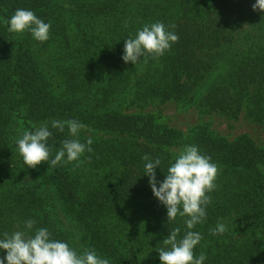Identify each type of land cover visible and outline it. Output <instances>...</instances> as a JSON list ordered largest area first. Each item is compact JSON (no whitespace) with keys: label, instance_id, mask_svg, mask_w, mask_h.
Returning <instances> with one entry per match:
<instances>
[{"label":"trees","instance_id":"1","mask_svg":"<svg viewBox=\"0 0 264 264\" xmlns=\"http://www.w3.org/2000/svg\"><path fill=\"white\" fill-rule=\"evenodd\" d=\"M257 0H0V239L47 228L78 253L94 250L109 264H161L170 231H189L153 194L143 157L161 164L159 182L185 145L218 166L206 218L191 231L202 240L204 264H264V147L247 135L233 140L208 123L187 132L150 111L169 101L231 119L245 115L264 128V12ZM17 9L51 25L49 39L17 34L6 23ZM156 22L178 35L158 60H122L126 39ZM176 25L175 29L168 26ZM86 127L78 139L92 152L76 163L35 169L17 141L47 124L50 158L74 139L67 125ZM65 156L64 160L66 161ZM218 223L223 234L213 235ZM7 253L0 250V258ZM4 264H7L5 259Z\"/></svg>","mask_w":264,"mask_h":264},{"label":"clouds","instance_id":"2","mask_svg":"<svg viewBox=\"0 0 264 264\" xmlns=\"http://www.w3.org/2000/svg\"><path fill=\"white\" fill-rule=\"evenodd\" d=\"M253 10L264 12V0H257L253 4ZM6 23L10 32H30L36 41L46 42L50 38L51 25L38 18L31 10L17 9ZM168 27L175 29L176 25ZM178 40V35L169 31L162 22L145 25L134 38L124 40L122 60L134 65L141 57L145 63L148 57L158 60ZM65 125L74 139L64 140L62 148L54 158H50L51 149L47 144L52 136L47 124L41 125L34 132L25 131L22 134L17 141V147L27 167L35 169L41 163L47 162L54 168L62 161L75 162L78 167L80 157L86 151H93L91 138L86 143H81L78 139L79 132L86 127L84 124L76 120L52 121V128L61 132ZM143 159L148 161L145 164V174L150 178L153 194L167 208L168 223L175 221L178 215L187 217L184 223L189 231L183 238L178 239L180 228L172 229L170 235L163 240L165 247L158 249L161 264H204V253L198 258L194 256V249L202 236L191 229L203 223L206 218V206L211 203L208 193L216 188L218 166L212 162L210 156L202 155L197 146L185 145L168 168L166 179L159 182L158 187L156 168L161 164L160 159L152 162L147 155ZM35 223V220L25 222V228L29 231H15L11 235L4 233V238L0 239V250L6 251L7 255L0 258V264H4L5 259L7 264H109L107 259L99 257L94 250L84 248L78 253L68 243L52 239L47 228H39L34 234H29ZM226 230L224 224L218 223L210 231L213 235H218Z\"/></svg>","mask_w":264,"mask_h":264},{"label":"rangeland","instance_id":"3","mask_svg":"<svg viewBox=\"0 0 264 264\" xmlns=\"http://www.w3.org/2000/svg\"><path fill=\"white\" fill-rule=\"evenodd\" d=\"M147 111L156 113L161 121L176 129L187 132L200 123H208L211 129L220 136L233 140L245 134L256 145L264 147V128L245 115H241L238 119H231L217 113L204 114L199 108L184 109L174 101L152 105Z\"/></svg>","mask_w":264,"mask_h":264}]
</instances>
